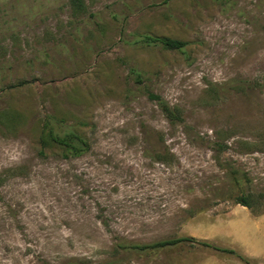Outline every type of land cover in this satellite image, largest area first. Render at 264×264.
<instances>
[{
	"label": "rangeland",
	"instance_id": "374dc122",
	"mask_svg": "<svg viewBox=\"0 0 264 264\" xmlns=\"http://www.w3.org/2000/svg\"><path fill=\"white\" fill-rule=\"evenodd\" d=\"M82 1L0 0V264H248L264 0ZM183 237L196 241L133 248Z\"/></svg>",
	"mask_w": 264,
	"mask_h": 264
},
{
	"label": "trees",
	"instance_id": "16d2710c",
	"mask_svg": "<svg viewBox=\"0 0 264 264\" xmlns=\"http://www.w3.org/2000/svg\"><path fill=\"white\" fill-rule=\"evenodd\" d=\"M71 2L73 6H75L78 9H82L84 6L83 5L84 3L82 0H71ZM145 42L148 44H155V43L161 44L163 47L169 50H175V51H183V49L187 45V43L180 41V40H175V39H170V38L151 37V36H146ZM132 71L133 73H136L135 70H132ZM137 76L140 77L141 74L139 73ZM149 97L151 99L158 100L159 103L162 104V110L165 113V115L169 118L170 121H175L179 119V117L176 116V110H172L165 102L162 101L160 97H158L157 95H150ZM47 136L52 142L62 147L63 149L67 150L70 154L72 153L73 155H81L85 151V146H87V143L80 136H78V134H76L73 131H69L64 136H60L58 134H55L54 131L50 130L49 132H47ZM236 202L237 204H241L242 206L249 207V208L251 207L247 197H244V196L239 197L236 199ZM195 241L196 239L193 237H183L179 239L163 240V241H159L157 243L148 244V245L134 246L133 248L146 251V250H151V249H160V248L175 246L181 242H195ZM200 244L207 246V247H212L215 250L220 251V252L236 254L235 251L233 250L215 247L206 242H200ZM239 257L242 258L241 256Z\"/></svg>",
	"mask_w": 264,
	"mask_h": 264
},
{
	"label": "crops",
	"instance_id": "0c3cea01",
	"mask_svg": "<svg viewBox=\"0 0 264 264\" xmlns=\"http://www.w3.org/2000/svg\"><path fill=\"white\" fill-rule=\"evenodd\" d=\"M255 221H253L251 223V234L253 235V231L256 229L257 234L255 236V243L256 246L255 248H252L251 250V254L247 258L248 260V264H264V236L262 235V237H259V220H263L264 221V213L259 215V216H255L254 217ZM259 246H261L259 248ZM263 249V250H262ZM242 257V256H241ZM240 258V257H239ZM243 260V257L241 258Z\"/></svg>",
	"mask_w": 264,
	"mask_h": 264
}]
</instances>
